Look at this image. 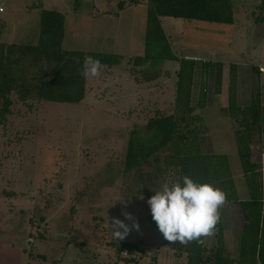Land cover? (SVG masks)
<instances>
[{
  "label": "rangeland",
  "instance_id": "obj_1",
  "mask_svg": "<svg viewBox=\"0 0 264 264\" xmlns=\"http://www.w3.org/2000/svg\"><path fill=\"white\" fill-rule=\"evenodd\" d=\"M230 1L229 24L158 17L164 41L152 40L151 49L168 51L172 59H147L138 66L132 58L145 50L148 0H0V43L36 44L41 10H56L63 14V50L122 56L116 65H102L99 76L86 78L79 103L13 96L0 125V264H185V255H177L159 231L147 202L165 182L176 181L166 151L144 167L148 179L122 174V159L132 123L172 111L185 55L204 65V79L208 67L216 69L206 80L208 94L228 86L226 71L233 64L249 70L241 86L259 91L264 103V69L257 71L264 67V20L255 21L262 0ZM27 73L37 74V67L32 64ZM194 113L203 130L197 132L202 152L227 156L237 197L247 200L233 119L218 104L196 106ZM253 151V158L261 157L264 197V137L260 143L254 138ZM125 211L140 229L116 239L113 219L132 224ZM220 218L225 245L236 257L238 206L226 203ZM214 241V234L205 237V249ZM125 243L138 247L130 249L127 262L116 254Z\"/></svg>",
  "mask_w": 264,
  "mask_h": 264
},
{
  "label": "trees",
  "instance_id": "obj_2",
  "mask_svg": "<svg viewBox=\"0 0 264 264\" xmlns=\"http://www.w3.org/2000/svg\"><path fill=\"white\" fill-rule=\"evenodd\" d=\"M148 3L145 50L142 55L132 58L133 63L138 66L147 59H172L168 51L160 48L153 54L154 49H151L152 40L156 43L164 41L158 17L228 24L233 22L230 0H148ZM118 6H123L122 1ZM257 9L255 21H263L264 0L258 4ZM63 33V14L56 10H41L39 39L36 44L0 43V125L9 111L13 96L21 101L36 98L42 102L79 103L84 98L86 87V78L82 75L85 58L90 56L107 66L116 65L122 59L118 54H84L80 51L63 50ZM32 64L37 67V74L28 75L30 73L27 71L30 72ZM203 67L202 64L198 97L193 105L194 61L180 59L172 111L157 115L154 112L142 125L132 123L122 159V174L148 179L150 173L144 171V167L156 164L157 154L165 150L166 166L173 168L176 180L182 184L183 176L188 175L197 182L213 183L227 193V203L232 202L238 206L241 217L236 257L232 256L225 245L221 218L214 232L215 241L208 250L204 243L193 241L183 245L176 242L171 244L175 253L185 255V264H264L262 164L259 159L253 158L254 138L260 143L264 137V104L259 91H251L247 105L237 103L236 67L229 64L228 99L224 110L235 124L233 131L237 153L249 193L247 200H239L227 156L206 154L201 150L197 132L202 127L196 123L199 116L194 110L196 106L205 105L209 93ZM133 248H138L135 243H125L118 247L116 254L120 255L126 249L127 255H121V258L127 262L128 253ZM133 259L130 257V260Z\"/></svg>",
  "mask_w": 264,
  "mask_h": 264
},
{
  "label": "clouds",
  "instance_id": "obj_3",
  "mask_svg": "<svg viewBox=\"0 0 264 264\" xmlns=\"http://www.w3.org/2000/svg\"><path fill=\"white\" fill-rule=\"evenodd\" d=\"M100 60L86 57L82 69L85 78L100 75ZM148 199L152 218L159 231L169 243L190 242L204 243L202 238L214 234L220 221V209L227 203V193L211 182H197L192 177L183 176L179 180L165 182L159 190ZM143 198V196H141ZM126 223L120 218L112 220L110 226L116 239H124L132 231L140 229V224L131 213L125 211Z\"/></svg>",
  "mask_w": 264,
  "mask_h": 264
},
{
  "label": "crops",
  "instance_id": "obj_4",
  "mask_svg": "<svg viewBox=\"0 0 264 264\" xmlns=\"http://www.w3.org/2000/svg\"><path fill=\"white\" fill-rule=\"evenodd\" d=\"M4 12V10L2 11ZM1 13V12H0ZM184 58H192L195 59L196 57L190 56V55H185ZM209 71L207 70V76H205L207 78V80H212V76H214V73L217 74L216 69L213 67H208ZM207 68V69H208ZM253 71H255V68H251ZM249 70L246 69H242V70H237L235 68V77H236V101L239 105H247L250 99V93L251 90L250 89H244L243 86H241L240 83V79H242L243 75H249ZM257 71L260 72L257 68ZM227 75H228V69L226 71ZM200 76H201V66H197L196 63H194V76H193V84H192V104H196V99L198 97V85H199V81H200ZM229 82V79H228ZM229 85V83H228ZM197 86V88H196ZM223 85H220V88L218 90H212L211 94H208L206 96V100H205V104L211 103L212 105L218 104L220 105V108H225L227 106V99H228V86L225 88L222 87ZM226 91L227 93V99H225L226 95L224 94V92ZM225 103V105H224ZM264 104V103H263ZM131 111V110H130ZM262 146V145H261ZM260 152V151H259ZM262 154V153H261ZM255 159V158H254ZM261 161V157L259 156L258 158ZM238 213H239V209H238ZM240 215V213H239ZM241 219V217H240ZM239 229H241V227H239ZM224 233H225V229L223 227ZM239 241V240H238Z\"/></svg>",
  "mask_w": 264,
  "mask_h": 264
},
{
  "label": "built area",
  "instance_id": "obj_5",
  "mask_svg": "<svg viewBox=\"0 0 264 264\" xmlns=\"http://www.w3.org/2000/svg\"><path fill=\"white\" fill-rule=\"evenodd\" d=\"M2 11H3V8L0 6V12H2ZM257 68H258L259 71H262L264 69V67H262V66H257ZM120 254L122 256H126L127 255V250L126 249L122 250Z\"/></svg>",
  "mask_w": 264,
  "mask_h": 264
}]
</instances>
